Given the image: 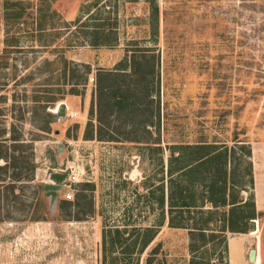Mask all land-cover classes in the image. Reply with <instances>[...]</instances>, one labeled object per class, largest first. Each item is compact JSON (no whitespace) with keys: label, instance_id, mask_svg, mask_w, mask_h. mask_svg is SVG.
Wrapping results in <instances>:
<instances>
[{"label":"rangeland","instance_id":"1","mask_svg":"<svg viewBox=\"0 0 264 264\" xmlns=\"http://www.w3.org/2000/svg\"><path fill=\"white\" fill-rule=\"evenodd\" d=\"M3 2L0 131L12 125L23 144L17 196L10 168L0 183V264H264V0ZM138 48L157 58V100L145 105H158L159 127L98 125L95 70L120 67ZM59 101L64 116L45 117ZM195 142L232 148L238 171L249 161L239 193L260 214L246 219L249 230L189 251L188 229L207 204L192 185L195 205L182 226L169 225L166 168L172 148ZM49 171L75 176L52 210L41 186Z\"/></svg>","mask_w":264,"mask_h":264},{"label":"trees","instance_id":"2","mask_svg":"<svg viewBox=\"0 0 264 264\" xmlns=\"http://www.w3.org/2000/svg\"><path fill=\"white\" fill-rule=\"evenodd\" d=\"M5 1L3 4L6 3ZM94 29H98V26ZM148 53L151 52H146L145 48H138L136 52L130 54L127 63L124 62L120 67L97 68L95 70V118L98 125H100L101 119L111 117V120L114 121L116 118L119 121L118 124L125 126L143 127L148 121V124H153L156 128L159 127L158 105L156 104L154 109H148L146 106L147 100L154 96L157 100L158 96L157 72L153 68L157 58L154 54ZM147 64L149 67H145ZM85 66L87 67L86 64ZM65 71L64 63L61 70L63 76ZM152 86L155 88L152 89ZM147 97L150 98L147 99ZM39 103L43 108L47 100ZM43 114L50 120L55 119V114L50 110H45ZM91 127L92 125L89 123L88 130L86 129L87 136H92L94 132ZM11 129H13L12 125H10L7 136H3V130L0 131V159L3 160L0 163V183L5 177L6 170L10 168L8 186L11 196L16 197L12 188L14 187L13 183L20 176L18 167H21L22 160L15 150L23 142L18 141L19 133ZM97 130L99 129L96 127L94 134ZM99 136L98 133L96 137ZM129 140H138V138H129ZM174 151H176V155L173 154ZM232 151V148L228 149L226 146H214L203 142H195L193 145L180 144L170 150L166 168L169 225L182 226L180 219L182 216L184 219L187 217L182 215L183 211H187L189 206L195 205L197 195L193 193L192 185H201L200 203L207 204L203 210L199 208V215L190 225L191 228L188 229L189 251H193L199 241L204 244L212 240L217 235L216 233H224L225 230H249L250 228L245 226L246 219L255 218L260 214L254 210L253 201L247 200L239 193V190L244 188V183L252 180L250 163L247 161L243 170L238 171V162L231 163ZM159 188L162 191V184ZM60 202L64 206L69 204L64 198ZM245 206L248 207L247 210ZM176 215L179 217L178 220H175ZM188 263L192 264V256Z\"/></svg>","mask_w":264,"mask_h":264},{"label":"water","instance_id":"3","mask_svg":"<svg viewBox=\"0 0 264 264\" xmlns=\"http://www.w3.org/2000/svg\"><path fill=\"white\" fill-rule=\"evenodd\" d=\"M55 114V118L59 119L63 117L65 114V103L63 101H59L56 104V108L51 110ZM56 149L61 150L62 145L61 143L56 144ZM66 178V174L59 171H49L46 177L45 182L42 183V189L44 194L47 197V203L49 210H52L56 206L57 201V193L62 188V183ZM254 226V223L251 222V227ZM255 249L250 248L248 250V259L253 260L254 258Z\"/></svg>","mask_w":264,"mask_h":264},{"label":"built area","instance_id":"4","mask_svg":"<svg viewBox=\"0 0 264 264\" xmlns=\"http://www.w3.org/2000/svg\"><path fill=\"white\" fill-rule=\"evenodd\" d=\"M65 107H66V105H65ZM74 114H75V112L69 113L70 116H72ZM74 180H75V176L71 173L70 174L68 173V175H66L65 181H63V183H62V186L69 187L70 183L73 182Z\"/></svg>","mask_w":264,"mask_h":264},{"label":"bare ground","instance_id":"5","mask_svg":"<svg viewBox=\"0 0 264 264\" xmlns=\"http://www.w3.org/2000/svg\"><path fill=\"white\" fill-rule=\"evenodd\" d=\"M254 259H255V253H254V258H253V260H251V261H254Z\"/></svg>","mask_w":264,"mask_h":264},{"label":"crops","instance_id":"6","mask_svg":"<svg viewBox=\"0 0 264 264\" xmlns=\"http://www.w3.org/2000/svg\"><path fill=\"white\" fill-rule=\"evenodd\" d=\"M59 172H61V171H59ZM250 228H252V227H251V223H250Z\"/></svg>","mask_w":264,"mask_h":264}]
</instances>
